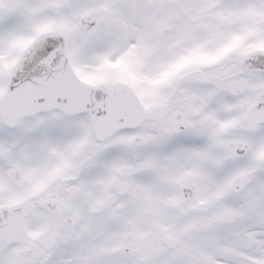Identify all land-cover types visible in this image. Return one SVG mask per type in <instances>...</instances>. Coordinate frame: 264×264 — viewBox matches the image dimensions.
Segmentation results:
<instances>
[{
    "label": "snow or ice",
    "instance_id": "6c2138e0",
    "mask_svg": "<svg viewBox=\"0 0 264 264\" xmlns=\"http://www.w3.org/2000/svg\"><path fill=\"white\" fill-rule=\"evenodd\" d=\"M0 264H264V0H0Z\"/></svg>",
    "mask_w": 264,
    "mask_h": 264
}]
</instances>
